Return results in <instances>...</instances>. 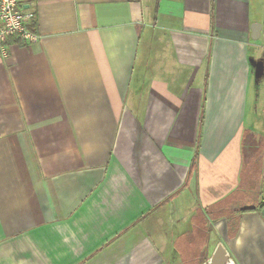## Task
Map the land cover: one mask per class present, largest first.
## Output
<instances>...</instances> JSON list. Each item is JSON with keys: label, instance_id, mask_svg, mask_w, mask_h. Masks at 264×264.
<instances>
[{"label": "crops", "instance_id": "1", "mask_svg": "<svg viewBox=\"0 0 264 264\" xmlns=\"http://www.w3.org/2000/svg\"><path fill=\"white\" fill-rule=\"evenodd\" d=\"M29 1L0 264H264V0Z\"/></svg>", "mask_w": 264, "mask_h": 264}, {"label": "built area", "instance_id": "2", "mask_svg": "<svg viewBox=\"0 0 264 264\" xmlns=\"http://www.w3.org/2000/svg\"><path fill=\"white\" fill-rule=\"evenodd\" d=\"M30 5L29 0H0V51L3 56L9 53V38L16 37L26 44L36 41V37L27 28L34 14V10L29 11Z\"/></svg>", "mask_w": 264, "mask_h": 264}, {"label": "water", "instance_id": "3", "mask_svg": "<svg viewBox=\"0 0 264 264\" xmlns=\"http://www.w3.org/2000/svg\"><path fill=\"white\" fill-rule=\"evenodd\" d=\"M261 25L259 24H253L250 28L251 30V39L253 41H257L261 34ZM207 264H229L228 263V256L226 254V251L223 249L221 245H218L214 254L210 258V260L207 262Z\"/></svg>", "mask_w": 264, "mask_h": 264}, {"label": "trees", "instance_id": "4", "mask_svg": "<svg viewBox=\"0 0 264 264\" xmlns=\"http://www.w3.org/2000/svg\"><path fill=\"white\" fill-rule=\"evenodd\" d=\"M262 204H264V201H262Z\"/></svg>", "mask_w": 264, "mask_h": 264}, {"label": "rangeland", "instance_id": "5", "mask_svg": "<svg viewBox=\"0 0 264 264\" xmlns=\"http://www.w3.org/2000/svg\"><path fill=\"white\" fill-rule=\"evenodd\" d=\"M264 201V200H263Z\"/></svg>", "mask_w": 264, "mask_h": 264}]
</instances>
